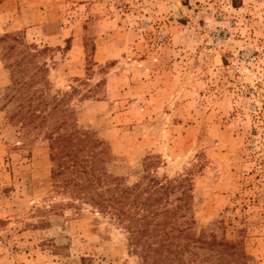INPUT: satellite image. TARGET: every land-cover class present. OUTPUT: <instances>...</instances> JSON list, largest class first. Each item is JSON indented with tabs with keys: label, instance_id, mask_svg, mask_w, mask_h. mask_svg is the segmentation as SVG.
<instances>
[{
	"label": "rangeland",
	"instance_id": "rangeland-1",
	"mask_svg": "<svg viewBox=\"0 0 264 264\" xmlns=\"http://www.w3.org/2000/svg\"><path fill=\"white\" fill-rule=\"evenodd\" d=\"M12 6L0 32V264H144L128 218L54 183L51 122L99 141V190L148 173L184 178L192 221L183 227L264 264V0ZM5 37L17 40L12 53ZM186 254L209 264L212 253L191 241Z\"/></svg>",
	"mask_w": 264,
	"mask_h": 264
},
{
	"label": "trees",
	"instance_id": "trees-1",
	"mask_svg": "<svg viewBox=\"0 0 264 264\" xmlns=\"http://www.w3.org/2000/svg\"><path fill=\"white\" fill-rule=\"evenodd\" d=\"M1 40L7 41V51L12 53L15 49L12 42L17 40L12 37ZM38 52L37 49L35 52L24 51L12 67L17 72L20 71L18 68H26L24 65L32 62ZM24 61L27 62L24 64ZM29 106L30 98L25 97L23 120L30 117L27 115ZM42 122L45 124L46 120ZM49 126L52 127L49 139L54 183L66 193L85 199L99 211L109 212L120 219L128 218L125 227L129 233V245L144 264H197L196 254L188 257L186 254L191 241L208 246L212 254L205 259L210 261L209 264H245L246 253L235 243L218 239L214 232L194 238L190 230L183 227L192 221L186 215L189 196L184 178L161 180L148 173L143 181L131 187L115 184L99 190L102 182L96 171L101 169L106 155L99 141L87 131L78 130L65 135L57 133L52 122Z\"/></svg>",
	"mask_w": 264,
	"mask_h": 264
},
{
	"label": "crops",
	"instance_id": "crops-1",
	"mask_svg": "<svg viewBox=\"0 0 264 264\" xmlns=\"http://www.w3.org/2000/svg\"><path fill=\"white\" fill-rule=\"evenodd\" d=\"M13 2H15V0H5L4 2H1L0 3V32H3L4 33L6 31H8V30H5L6 27L8 26V24H7L8 21L5 20V18H8V14L12 11V8H13L12 4H13ZM12 20H14V19H12ZM17 21L19 22L20 19L17 20ZM15 24H16L15 21L12 22L9 28H13V26H15Z\"/></svg>",
	"mask_w": 264,
	"mask_h": 264
}]
</instances>
